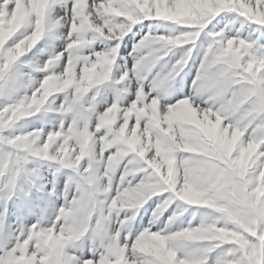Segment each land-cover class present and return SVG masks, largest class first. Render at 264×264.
Wrapping results in <instances>:
<instances>
[{
    "label": "rangeland",
    "instance_id": "rangeland-1",
    "mask_svg": "<svg viewBox=\"0 0 264 264\" xmlns=\"http://www.w3.org/2000/svg\"><path fill=\"white\" fill-rule=\"evenodd\" d=\"M0 264H264V0H0Z\"/></svg>",
    "mask_w": 264,
    "mask_h": 264
},
{
    "label": "bare ground",
    "instance_id": "bare-ground-1",
    "mask_svg": "<svg viewBox=\"0 0 264 264\" xmlns=\"http://www.w3.org/2000/svg\"><path fill=\"white\" fill-rule=\"evenodd\" d=\"M225 141V140H224Z\"/></svg>",
    "mask_w": 264,
    "mask_h": 264
}]
</instances>
